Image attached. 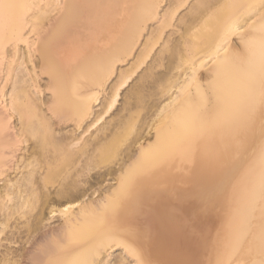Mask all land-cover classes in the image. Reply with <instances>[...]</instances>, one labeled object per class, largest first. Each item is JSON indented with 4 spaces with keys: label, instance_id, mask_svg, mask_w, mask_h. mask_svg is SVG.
<instances>
[{
    "label": "bare ground",
    "instance_id": "bare-ground-1",
    "mask_svg": "<svg viewBox=\"0 0 264 264\" xmlns=\"http://www.w3.org/2000/svg\"><path fill=\"white\" fill-rule=\"evenodd\" d=\"M164 1L0 0V264H264V0Z\"/></svg>",
    "mask_w": 264,
    "mask_h": 264
},
{
    "label": "rangeland",
    "instance_id": "rangeland-1",
    "mask_svg": "<svg viewBox=\"0 0 264 264\" xmlns=\"http://www.w3.org/2000/svg\"><path fill=\"white\" fill-rule=\"evenodd\" d=\"M166 1L169 3L171 0H165V1L163 2L162 5L165 6V7L168 5V3H167ZM165 2H166V5H164ZM191 3H192V2H190V4H191ZM165 7H164V8H165ZM187 9H188V5L186 4L185 6H183L182 8H180V9L178 10V12L176 13L175 18L178 19L181 15H183V13L185 14V12L187 11ZM175 18H174L173 20H175ZM177 19H176V21H175V24L177 23ZM151 28H152V24H150L149 29H151ZM172 28H173V27H168V28L165 30L164 34L162 35V39L164 38V40H166V38H167L168 36L170 37V39H174V38L177 36V33H172V31H173ZM162 39L160 40V42L162 41ZM160 47H161V46H160L159 43H158V44L156 45V47L154 48L153 52L151 53V56L148 58L147 62H146L145 64H143V66H141L136 72L132 73L131 78L128 80V82L126 83V85H124L123 88H122L121 91H120V95H119V97H118V101H117V103H116V105H115V106H117V109L121 107L120 105H122L121 103H123V101H124L123 99H124V97L126 96L125 94L128 93V90H130V87H131V88H132V87H133V88H136L135 86L139 84V85H142V86H140V87H144V88L146 87V88H147V89L145 88L146 90H148L149 92H152V91L155 90V88H156V83H153V82H157V81L159 80L158 78L162 79L163 75L166 76V73H167V72L165 71V69H166V67H167V64H168V63H172V61L168 60V62H166L167 60L165 59L166 61L163 60V61H162V64H163L164 61H165V63H166V67H165V65H164L165 63H164V64H163L164 66H163L162 64L159 65V66H157V64H155V66H157V67L155 68V66H154L155 69L153 68V70H156L157 73H158V72H161V71H162L163 73L166 72L165 74L162 75V77H161V74L158 73V74H160V75H159V76H158V75H155V76L153 77V78H154V79H153L151 76H153V75H154L153 73L156 72V71H153V70H152V74H153V75L151 74V76H150L151 78H150V79L147 78L146 81H144V80L142 81V80H141L143 83L146 82L145 84H143V83L140 81V77H139V75L142 74V72L146 71L147 64L149 65V64H151V62L154 61L153 59H155V57L158 55L157 53H158V50L160 49ZM130 61H131V60H130ZM154 63H155V62H154ZM154 63H153V64H154ZM126 64H127V67H128L129 65H128V63H126V62L123 63L122 65H121V64H120V65H121L123 68H125ZM120 65H119V68L121 67ZM171 65H173V63H172ZM161 66H162V67H161ZM169 66H170V64H168V67H169ZM159 67H160V68H159ZM163 67H164V68H163ZM168 67H167V68H168ZM170 68H171V67H169V69H170ZM169 69H166V70L169 71L170 73H172L173 69L171 68L172 71L169 70ZM163 70H164V71H163ZM162 72H161V73H162ZM173 72H174V71H173ZM157 73H155V74H157ZM169 75H170V74H169ZM156 76H158V78H156ZM167 76H168V75H167ZM155 78H156V79H155ZM157 79H158V80H157ZM112 80H113V77L111 78L110 82H111ZM138 80L140 81L141 84H140L139 82H137ZM148 80H149V81H148ZM136 82H137L138 84H137ZM109 84H111V83H109ZM133 85H134V86H133ZM157 85H158V86H157L156 90L158 89V87H160V84H158V82H157ZM108 86H109V85H108ZM138 87H139V86H138ZM152 87H155V88H152ZM148 88H152V90H150V89H148ZM156 90H155V91H156ZM155 91H154V93H155L154 96H155V97H154V96H153V98L150 97L151 99H150L149 97H146L147 99L149 98V100H148L149 103H150V101H152V100L155 101V103H156V101H157V100H156V99H157L156 96L158 95V94H157V93H158V90H157V93H156ZM126 92H127V93H126ZM152 93H153V92H152ZM156 94H157V95H156ZM158 96H159V95H158ZM158 96H157V97H158ZM155 98H156V99H155ZM148 101L146 100L147 103H145V105H147V106H148ZM153 101H152V102H153ZM152 102H151L150 106H151L152 109H153L154 106H152V105H154L155 103L153 102V103H154V104H153ZM145 105H144V107H141V108L139 107L141 113L139 112L138 109H137L138 112H137V110H135L138 114L140 113V115H141V116L138 115L139 119H138V117H136L137 122H139L138 120H140V118L142 119V118H143L142 115H144V114L147 112V111H145V109L147 110L148 108H146ZM148 107H149V106H148ZM151 107H150V108H151ZM142 108H143V109L145 108V109L143 110V111H144L143 114H142ZM149 110H150V109H149ZM149 110H148V111H149ZM117 111H118V110H117ZM115 112H116V110H115ZM136 112H135V114L137 115ZM146 114H147V113H146ZM146 114H145V115H146ZM145 115H144V116H145ZM134 116H135V115H134ZM134 119H135V117H134ZM140 121H141V120H140ZM125 135H127V134H125ZM123 136H124V135H123ZM123 136H122V137H123ZM130 136H131V135H128V137H130ZM126 138H127V137H126ZM128 139H130V138H128ZM128 139H125V136H124V140L127 141ZM126 141H125V142H126ZM127 142H128V141H127ZM127 142H126V143H127ZM129 142H130V141H129ZM124 146H125V145H124ZM0 183H1V182H0ZM200 207H201V206H199V204L196 205V207H194L193 209L188 210L189 212L186 213V214H187V215H186L187 217L184 216V217L187 218V222H189V223H187V222L185 221V220H186V219H185V220H184V223L187 224V225L190 224L189 226H194L195 223H197L196 220L199 219V222H200V223H197V225H195L194 227H192V231H193V233H194V230H193V229H198L199 226H200V228L203 227V229H198V231H201V230L203 231V230H205V227H208V225H209V223H210V221H208V220H209L208 212L205 211L204 215H202V214H203L202 212H204V211H203L204 209H202V208H200ZM194 211H195V212H194ZM200 211H201V212H200ZM191 212H192V214H190ZM197 213H198V214H197ZM194 214L197 216L196 220H194V218L196 217V216H194ZM199 214H201L202 216L199 215ZM188 215H189V216H188ZM192 215H193V216H192ZM201 217H202V218H201ZM192 218H193V219H192ZM206 218H207V219H206ZM190 219H191V220H190ZM188 220H189V221H188ZM202 220H203V221H202ZM190 221H192V222H190ZM195 221H196V222H195ZM201 221H202V222H201ZM192 223H193L194 225H193ZM204 223H205V224H204ZM207 223H208V224H207ZM202 224H203L204 226H202ZM187 225H186L185 227H186V228L188 227L187 230H188V232H189V231L191 230V228L189 229V226H187ZM201 226H202V227H201ZM195 227H196V228H195ZM192 231H191V232H192ZM195 232H197V230H195ZM188 234H189V233H188ZM190 234H191V233H190ZM2 242H3L4 244H5V243L7 244V241H2ZM1 248H3V247H1Z\"/></svg>",
    "mask_w": 264,
    "mask_h": 264
}]
</instances>
